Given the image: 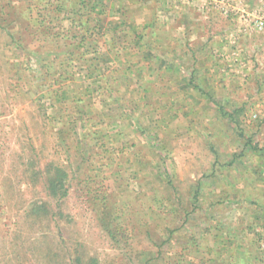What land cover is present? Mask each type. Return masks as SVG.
Returning a JSON list of instances; mask_svg holds the SVG:
<instances>
[{
	"label": "rangeland",
	"instance_id": "1",
	"mask_svg": "<svg viewBox=\"0 0 264 264\" xmlns=\"http://www.w3.org/2000/svg\"><path fill=\"white\" fill-rule=\"evenodd\" d=\"M26 2L0 0V6H25ZM146 4L135 12L136 18L154 19L161 37L158 40L164 44L167 57L154 69L153 88L147 94L152 97L151 104H146L145 100L138 102L143 114L137 117V121L145 136H141L127 120L121 121L114 131L121 129L122 140L131 139L130 142L138 144L134 150L140 148L138 153L149 159L152 157L146 142L149 138L157 140L158 136L167 135L171 147L167 162L182 193H187L191 185L195 186L199 178L208 183L210 177L202 173L208 174L215 160L220 166L231 162L235 156L231 165L221 166L222 170L219 167L216 173L221 180L220 187L238 194L241 203L230 202L217 209L212 217L238 228L235 233L247 246V252L253 248L252 256L249 253L242 256L243 264H264V226L259 227L261 223L253 212L255 207L249 204V196L253 193L264 199V153L246 147L247 139L251 138L253 143L264 148V0H147ZM8 40L6 32L0 31V264H46L43 258L46 244L32 243L39 230L21 231L26 230L30 221L21 211L43 194L40 185L26 184L27 180L21 177L20 171L26 156L32 154L38 156L41 166L53 158L66 163L67 158L55 134L57 123L52 118L50 101L41 97L37 87L41 85L37 64L34 58L30 62L20 58V63L17 62L19 51L9 46ZM132 55L130 57L138 62L137 66H144L145 78L151 75L154 71L152 61ZM18 68L21 81L16 77ZM192 72L193 84L209 91L226 110L245 106L240 115L242 136L238 135L232 122L219 114L212 102L182 80V76L189 77ZM139 79L138 75L133 77V81L141 83ZM89 81L79 80L83 85ZM139 91H134L131 98L125 97L120 103L111 102L105 90L101 96L93 93L89 103L98 108L96 120L109 132L111 122L101 114H119V104L135 108L133 100L143 92ZM71 137L74 141L79 138L77 134H71ZM112 142L120 141L112 139ZM129 156L132 167H119L117 162L120 160L116 159L112 169H119L126 175L133 168L141 176L143 170L135 164V157ZM126 177L131 190L129 203L139 206L138 196L143 193L134 179ZM113 178L105 180L111 190L116 188ZM71 182L65 210L72 214L73 222L60 221L59 228L51 223L52 232L57 238L64 239L70 250L76 240L83 242L88 255L96 256L99 264H129L124 250L103 233L77 179ZM9 183L13 191L8 194L6 184ZM218 184L211 182L202 186L199 196L203 207L191 214L187 225L188 233L199 242L202 227L210 221L205 209L219 193ZM143 220L152 223L148 218ZM34 226L40 229L38 224ZM254 229L261 233L260 245L254 240ZM44 231L49 230L45 228ZM151 231L158 241L167 238L162 227ZM125 232L133 252L149 249L153 253L157 250L145 231L128 227ZM208 243L214 244L212 236H208ZM192 244L188 247L190 251H196L193 257H189L187 251L182 252L179 244L162 245L164 262L160 264H237L234 258L238 252L228 255L229 251H224L225 247L220 245L217 251L206 253L205 246L196 247L193 240ZM41 247L44 248L40 250Z\"/></svg>",
	"mask_w": 264,
	"mask_h": 264
},
{
	"label": "trees",
	"instance_id": "2",
	"mask_svg": "<svg viewBox=\"0 0 264 264\" xmlns=\"http://www.w3.org/2000/svg\"><path fill=\"white\" fill-rule=\"evenodd\" d=\"M146 2L147 0H27L25 6H0V31L6 32L9 38L7 44L19 51L17 62L20 63V58L27 62L34 58L37 64V72L41 77V85L37 87L41 97L50 101L52 118L57 123L55 134L67 158L66 163L53 158L41 166L38 156L32 154L26 156V160L22 162L24 167L20 171L21 177L27 180L26 184L33 187L40 185L43 194L21 211L25 219L30 220L26 230L21 231L39 230L32 243L46 244L45 248H39H44L43 258L46 264H99L96 256L88 255L83 242L76 240L70 250L66 247L65 240L57 238L50 226L52 223L59 228L60 221L73 222L72 214L65 208L71 181L74 179H77L86 202L95 212L103 233L108 240L124 250L123 254L129 264H134V261L136 264L164 262L161 251L164 244H179L182 252L187 251V255L193 257L196 251H190L188 247L189 244L194 245L192 240L196 247L205 246L206 253L217 251L220 245L225 247L224 251H229L228 255L238 252L239 255L234 258L237 264H243L242 256L249 253L247 246L235 233L238 228L225 225L212 217L217 209H222L230 202L241 203L238 194L220 187L218 183L221 180L216 173L219 167L222 170L221 166L231 165L235 156L231 162L220 166H217L215 160L209 173H202L210 177V181L207 183L205 179L199 178L195 186L191 185L187 193H182L167 162L171 148L167 135L158 136L157 140L149 138L146 142L152 157L149 159L138 153L140 148L134 150L138 144L130 142L131 139L122 140L124 135L121 129L114 131L121 121L127 120L141 136H145L144 129L137 121V117L143 114L138 102L145 100L146 104H151L152 97L147 94L153 88L151 83L155 77L154 69L167 57L164 44L158 40L161 37L155 28L154 19L145 21L144 18H136L135 12L146 7ZM11 26L16 28H9ZM132 53L135 57L143 56L152 61L154 71L147 78L144 66H137L138 62L130 57ZM137 75L141 83L133 81V77ZM188 75L189 77L182 76V80L187 81L197 94L212 102L219 114L232 122L238 135L242 136L240 115L245 106L226 110L220 100L213 99L209 91L193 84V72ZM16 77L21 81L19 68ZM82 79L90 81L83 85L79 82ZM176 81L181 83L180 80ZM46 85L54 86L46 88ZM139 89V92H143L133 100L135 108L119 104V114H101L111 122L108 132L96 120L98 108L89 103L93 93L101 96L105 90L110 95L111 102L120 103L125 97L131 98L134 91ZM60 103L63 105L60 106ZM71 134H77L79 138L74 141ZM112 139L120 142L113 144ZM247 143L246 147H250V150L264 153V148L259 147L257 142L253 143L251 138L247 139ZM129 155L138 159L135 164L143 170L142 174L138 171L141 176L133 168L126 175L119 169H112L116 159L120 160L117 162L119 167H132ZM103 168L107 170H102ZM127 175L134 179L143 193L141 197L138 196L141 201L139 206L134 207L129 203L131 190L128 189ZM113 176L116 188L111 190L105 180ZM211 182L219 185V193L205 209L210 221L206 227H202L199 242L188 233L187 225L191 214L203 207L199 196L202 186ZM6 185V192L9 194L13 191V186ZM249 199V204L255 207L254 217L260 221L259 227H263L264 199L255 193ZM144 204L148 206L145 207ZM143 218H148L153 224L144 222ZM36 224L41 230L34 228ZM128 227L145 231L157 250L153 253L149 249L133 252L125 232ZM157 227L165 230L167 238L157 240V236L151 231ZM45 228L49 231H44ZM255 233L254 240L260 245L261 233L259 230H255ZM208 236L213 237L216 246L208 243ZM252 250L253 248L250 256L253 255Z\"/></svg>",
	"mask_w": 264,
	"mask_h": 264
},
{
	"label": "built area",
	"instance_id": "3",
	"mask_svg": "<svg viewBox=\"0 0 264 264\" xmlns=\"http://www.w3.org/2000/svg\"><path fill=\"white\" fill-rule=\"evenodd\" d=\"M263 246V245H262Z\"/></svg>",
	"mask_w": 264,
	"mask_h": 264
}]
</instances>
